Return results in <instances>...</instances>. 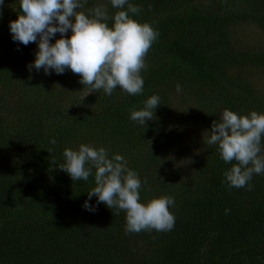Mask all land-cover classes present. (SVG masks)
<instances>
[{
  "label": "trees",
  "instance_id": "trees-1",
  "mask_svg": "<svg viewBox=\"0 0 264 264\" xmlns=\"http://www.w3.org/2000/svg\"><path fill=\"white\" fill-rule=\"evenodd\" d=\"M241 1L258 13L245 10L242 17L264 29V0ZM128 2L141 9L132 18L159 33L145 57L143 92L133 96L117 87L109 96L101 89L80 101L88 88L78 75L62 82L52 96L51 84L62 75L30 69L38 43L14 41L9 28L21 14L19 0H3L0 6V52L7 53L0 58V264H264V173L253 175L252 190L230 188L224 173L232 165L217 152L178 187L182 205L178 213L170 211L172 230L126 233L124 211L97 203L96 196L88 198L94 168L87 181L75 182L59 168L63 150L80 144L103 147L109 158L123 156L143 182L170 166L176 144L165 124L170 88L177 84L202 97L222 95L221 105L238 114L257 102L247 82L225 71L227 64L253 60H236L227 26L238 20L219 17L216 10L215 16L189 12L179 0ZM107 10L111 26L117 9L110 5ZM59 38L54 35L50 43ZM233 87L245 97L231 92ZM152 95L161 103L155 118L145 125L132 120L131 111L142 109ZM101 123L110 125L96 130ZM85 201L93 211L85 209Z\"/></svg>",
  "mask_w": 264,
  "mask_h": 264
},
{
  "label": "clouds",
  "instance_id": "clouds-1",
  "mask_svg": "<svg viewBox=\"0 0 264 264\" xmlns=\"http://www.w3.org/2000/svg\"><path fill=\"white\" fill-rule=\"evenodd\" d=\"M86 4L87 0H19L21 14L9 22V28L14 41L25 46L38 43L30 69H43L45 74L50 69L57 74L70 69L88 88L83 97L101 89L110 96L117 87L129 95L141 94V72L147 68L145 57L158 38V31L150 23L132 18L141 9L128 0H110L117 9L111 26L105 5L85 12ZM69 30L71 34L65 37ZM56 33L61 34L60 38L50 43ZM176 91H181L179 84ZM160 104V97L152 95L142 109L131 111L130 118L145 125L155 118L154 110ZM209 133L207 144L217 145L222 160L232 165L224 173L228 186L252 190L249 181L253 175L264 173V113L250 111L244 115L225 108L220 111L219 122L212 121ZM50 143L55 144V139ZM63 157L65 162L59 168L74 182L87 181L95 169V186L87 192L88 198L96 196L97 203L124 211L126 233L167 232L174 228L175 216L169 210L174 199L163 195L142 203L139 174L126 166L123 156L109 158L103 147L80 144L76 150L66 147ZM84 207L94 210L87 201Z\"/></svg>",
  "mask_w": 264,
  "mask_h": 264
},
{
  "label": "rangeland",
  "instance_id": "rangeland-1",
  "mask_svg": "<svg viewBox=\"0 0 264 264\" xmlns=\"http://www.w3.org/2000/svg\"><path fill=\"white\" fill-rule=\"evenodd\" d=\"M179 2L189 12L196 10L200 13L213 14L215 16L214 12L216 10L219 17L227 19L232 17L239 21L227 26L229 39L233 42L234 54L236 53V60H242L244 56L247 58L252 56L253 60H245L244 64L240 66H229L227 64L225 71L229 76L247 82L252 98L257 100L256 104L253 107H249L247 112H242V104L240 101L237 102L238 112L241 110V114L244 115L250 111L264 113V29L258 23L249 21L250 17H242L241 15V13L246 12L245 10L251 11L255 16L258 13L252 11L251 8L245 7L246 4L241 0H237V2L235 0H179ZM101 4L107 8L111 5L110 0H87L84 11L87 12L89 8ZM70 34L71 30L65 33V37ZM60 35V33L55 34V36ZM6 54L0 52V58L5 57ZM17 69L20 72L21 69L19 67ZM61 75V81H55V85L51 84L54 90L52 96L58 94L57 90H60L62 82L68 78H73L75 74L64 71ZM171 87L174 86L171 85ZM175 87L170 88L171 110L169 119L165 124V130L173 133L172 136L176 144V149L173 152V162L170 166L160 169L158 173L151 174L145 182L141 181L140 201L146 202L153 197L163 195L171 196L174 199V204L169 206V210H174L178 213V205L180 207L182 205L178 195V187L184 184V179L187 176L196 171V165H202L210 161L213 155L219 153L217 145L207 144L212 121L216 120L219 122L220 111L223 109L234 110L231 106L221 105L222 95L220 97L217 93H210L206 97H202V95L199 96L190 89L188 91L181 89V91L177 92ZM163 89L165 90V87ZM230 90L231 92L239 93V90L235 87L230 88ZM86 92L80 96L79 101ZM239 94L245 97L241 92ZM61 96L63 100L65 97L62 94ZM43 97L48 98L46 91L43 93ZM246 98L250 103L252 98H249V95ZM66 104L70 105L68 101ZM109 125L101 123L96 130L101 131V126L105 130Z\"/></svg>",
  "mask_w": 264,
  "mask_h": 264
}]
</instances>
